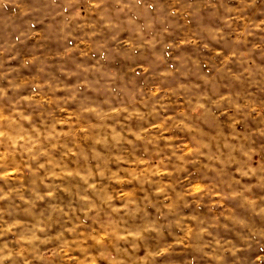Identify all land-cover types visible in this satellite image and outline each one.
<instances>
[{"label":"clouds","instance_id":"clouds-1","mask_svg":"<svg viewBox=\"0 0 264 264\" xmlns=\"http://www.w3.org/2000/svg\"><path fill=\"white\" fill-rule=\"evenodd\" d=\"M0 264H264V0H0Z\"/></svg>","mask_w":264,"mask_h":264}]
</instances>
